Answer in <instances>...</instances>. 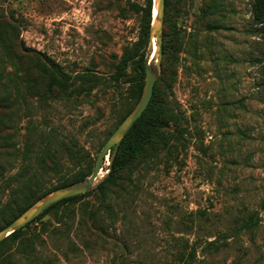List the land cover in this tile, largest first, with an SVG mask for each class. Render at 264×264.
I'll return each instance as SVG.
<instances>
[{
    "label": "rangeland",
    "instance_id": "1",
    "mask_svg": "<svg viewBox=\"0 0 264 264\" xmlns=\"http://www.w3.org/2000/svg\"><path fill=\"white\" fill-rule=\"evenodd\" d=\"M253 2L171 0L162 44L164 33L178 40L159 86L177 114L175 146L169 140L159 159L135 172L138 192L114 200L120 216L107 233L90 234L85 210L96 200L87 195L25 228L19 249L1 247L0 264H181L177 251L192 245L194 264H264V23ZM145 3L0 0V209L22 180L24 151L27 174L43 149L58 160L39 175L43 191L92 169L137 102L131 65L117 64L141 51L145 58L148 41H138ZM8 219L0 212V225ZM33 231L44 240L29 262ZM213 239L225 244L202 255Z\"/></svg>",
    "mask_w": 264,
    "mask_h": 264
},
{
    "label": "trees",
    "instance_id": "2",
    "mask_svg": "<svg viewBox=\"0 0 264 264\" xmlns=\"http://www.w3.org/2000/svg\"><path fill=\"white\" fill-rule=\"evenodd\" d=\"M170 2L171 0H164V13L165 8L170 5ZM139 9L142 12L140 17V38L138 41L146 44L148 41L152 17L151 0H146L145 6ZM252 12L255 19L264 23V0H254ZM173 38L171 44L165 40L166 34L164 33L163 35L164 41L162 44L161 74L154 83L151 99L142 114L126 132L114 153H112V150L110 151L108 171L105 177L92 190L67 196L49 205L32 220L5 236L0 241V248L7 244L16 243V248L19 249V243H21L24 238L25 228L38 221L52 208L75 202L91 194L94 195L96 204H94L92 208L85 210V214L89 221L87 228L89 229L90 234L93 233L96 237H101L108 232V227L113 226L118 221L120 209L115 208L117 204L113 203L114 200L120 198L127 201L128 197L135 195L138 192V181L134 178L135 172L139 170L140 167L151 163L152 159H159L162 151L166 149L168 141L171 140V143L175 146L179 137L177 134L180 131L177 127V114L174 113L171 104L162 95L159 86L163 79V74L165 73V60H167V58L169 59L171 53L174 51V40H178L176 37ZM129 65H131L133 71V76L130 79L135 83V102L140 96L144 83V52L141 51L138 53L137 58L124 55L117 64V66L122 69H125ZM82 76L84 77L85 75ZM130 110L131 109H128V111L119 118L116 126ZM171 143L169 146L172 145ZM78 153V148H75L72 155L76 162H79ZM26 154L27 151L22 152L24 169L21 173L22 180L17 188L11 193L8 200H6L1 206L0 212L7 213L9 219L4 224L0 225V228L49 191L60 186L77 182L89 176L94 167L93 164L92 169L87 172L77 171L68 178L54 185L52 188L43 191V185L39 175L41 173H46L48 170L56 169L58 167V160L53 151L51 152L43 149L33 158L35 169L27 174L32 167V161L30 156H27ZM261 206L264 208V198L261 200ZM56 223L62 226L65 222L60 218ZM251 223H254V220L253 222L251 221ZM245 226H247V224H245ZM232 231L236 233L238 231V226L234 227ZM32 233L31 243L27 244L24 248L26 258L30 259L29 262L35 258L34 253L37 249L38 242L44 240L40 231H33ZM220 237L225 239L228 236L225 233H222ZM223 244H225V240H223V242H217L214 239L206 241L204 245L200 246V253L202 255L210 254L211 248L218 251ZM186 247L187 242L184 244V248ZM196 252V246L192 245L188 251L185 249L177 251L176 258L181 261V264H194L199 260ZM211 264L219 263L212 262Z\"/></svg>",
    "mask_w": 264,
    "mask_h": 264
},
{
    "label": "water",
    "instance_id": "3",
    "mask_svg": "<svg viewBox=\"0 0 264 264\" xmlns=\"http://www.w3.org/2000/svg\"><path fill=\"white\" fill-rule=\"evenodd\" d=\"M155 2L156 10L155 14H153ZM163 17L164 0H152V17L149 28L148 48L144 58V83L142 91L134 107L124 116L103 142L95 157L94 167L90 175L75 183L57 187L35 200L25 210L0 228V241L9 233L32 220L52 203L67 196L90 191L98 184L96 179L101 169L102 160L111 150L114 153L126 132L145 110L153 94L154 83L161 74ZM153 38L155 39V49L152 51Z\"/></svg>",
    "mask_w": 264,
    "mask_h": 264
},
{
    "label": "bare ground",
    "instance_id": "4",
    "mask_svg": "<svg viewBox=\"0 0 264 264\" xmlns=\"http://www.w3.org/2000/svg\"><path fill=\"white\" fill-rule=\"evenodd\" d=\"M155 10H156V2L154 3V6H153V14H155ZM155 47V42L153 40V44H152V51H153V48Z\"/></svg>",
    "mask_w": 264,
    "mask_h": 264
}]
</instances>
